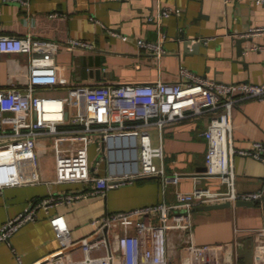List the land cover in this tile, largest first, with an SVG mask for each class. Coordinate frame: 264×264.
Wrapping results in <instances>:
<instances>
[{"label": "crops", "instance_id": "1", "mask_svg": "<svg viewBox=\"0 0 264 264\" xmlns=\"http://www.w3.org/2000/svg\"><path fill=\"white\" fill-rule=\"evenodd\" d=\"M164 8L172 13L158 23L154 18ZM260 26H264V4L257 0H0V34H32L63 44L76 39L95 45V51L70 50L61 45L57 54L59 84L39 89L59 98H72L70 88L75 85L175 82L180 79L181 66L220 82L264 83V49H256L264 46V34L245 36L250 28ZM240 38L246 40L241 44L243 52L237 43ZM139 40L160 46L163 54L158 56L155 50L141 47ZM90 56L101 58L99 76L95 64L83 65ZM28 71V56L3 55L0 88L20 82ZM212 114L188 115L164 129V166L169 175H181L178 185L171 184L164 190L159 178L141 179L111 189L104 196H89L49 211L40 209L36 220L23 226L10 242L0 243V264H19L17 255L24 264H33L59 250L61 242L50 222L56 215L66 217L73 237L79 239L93 232L92 219L108 212L173 203L177 190H225L220 178L205 173L208 144L203 132ZM233 122L237 149H253L256 142H264V101L238 102ZM154 134L157 138L158 131ZM155 143L159 144L157 139ZM40 144L41 170L52 178L57 168L54 151L49 141ZM46 160L52 162L51 170L44 167ZM233 164L238 191L263 188V161L236 154ZM84 187L77 183H41L6 188L0 194V227L25 212L35 200ZM254 203L197 208L193 212L195 242L224 245L222 264H264V246L259 247L256 240L257 230L264 229V199Z\"/></svg>", "mask_w": 264, "mask_h": 264}, {"label": "built area", "instance_id": "2", "mask_svg": "<svg viewBox=\"0 0 264 264\" xmlns=\"http://www.w3.org/2000/svg\"><path fill=\"white\" fill-rule=\"evenodd\" d=\"M257 1L264 4V0ZM171 13V9H160L154 19L159 23ZM263 34L264 26H260L250 28L245 36ZM138 43L158 56L163 54L156 44ZM61 45L70 50H96L94 44L82 40L63 44L32 34H0V61L5 54H24L29 63L20 82L0 88V194L6 188L41 183L85 187L35 200L0 227V243L10 242L23 226L36 220L40 209L49 211L89 196H104L141 179L159 178L164 190L178 185L181 175H169L164 166V129L188 115L213 113L203 132L208 144L205 173L220 178L225 190H177L173 203L108 212L92 219L93 232L79 239L73 237L64 215L53 216L50 222L61 247L33 264H176L178 250L179 264H222L224 245L195 242L193 212L207 205L264 199V186L253 192L237 190L233 164L236 154L264 162V142H256L253 149H237L233 139V109L244 99L264 101V83L220 82L181 66L175 82L75 85L69 99L39 95L40 88L59 84ZM44 141L51 143L57 160L52 178L40 167V142ZM256 240L259 247L264 246V229L257 230ZM16 259L24 264L19 255Z\"/></svg>", "mask_w": 264, "mask_h": 264}, {"label": "water", "instance_id": "3", "mask_svg": "<svg viewBox=\"0 0 264 264\" xmlns=\"http://www.w3.org/2000/svg\"><path fill=\"white\" fill-rule=\"evenodd\" d=\"M179 38H183V40L185 39L184 37H180ZM246 40L244 38H240V39H237V43L238 45L240 46V48L242 49V52H243V46H241L242 43H244ZM89 62L85 59L84 60V66L86 67L87 65H93L95 64V66L98 67V69L95 71L96 75L99 76L100 74V71H101V65H102V62H101V58L100 56H96V57H93L89 58ZM92 73V72H91ZM67 118H68V113H67ZM149 179V178H147ZM238 206H251V205H254L255 203L253 201H238L236 203ZM228 206H231V203L230 202H227V203H223V204H216V205H207V206H202L200 207L201 210H211V209H217V208H224V207H228Z\"/></svg>", "mask_w": 264, "mask_h": 264}, {"label": "rangeland", "instance_id": "4", "mask_svg": "<svg viewBox=\"0 0 264 264\" xmlns=\"http://www.w3.org/2000/svg\"><path fill=\"white\" fill-rule=\"evenodd\" d=\"M39 95L50 97V96H55V93L39 92ZM67 97L68 98H66V99H69V96H67ZM43 165L47 169H50L51 170V167H52L53 164H52V162L50 160L49 161L46 160L45 162H43ZM49 173H50V171H49ZM180 258H181V256H180V250H178L177 253H176V258L174 259V263L179 264L180 263Z\"/></svg>", "mask_w": 264, "mask_h": 264}, {"label": "bare ground", "instance_id": "5", "mask_svg": "<svg viewBox=\"0 0 264 264\" xmlns=\"http://www.w3.org/2000/svg\"><path fill=\"white\" fill-rule=\"evenodd\" d=\"M48 106H49V107H52V104H49Z\"/></svg>", "mask_w": 264, "mask_h": 264}]
</instances>
